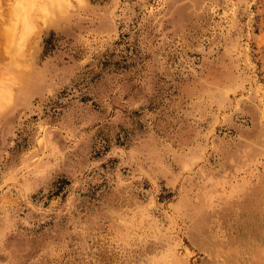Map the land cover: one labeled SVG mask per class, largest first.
Listing matches in <instances>:
<instances>
[{
    "label": "rangeland",
    "instance_id": "374dc122",
    "mask_svg": "<svg viewBox=\"0 0 264 264\" xmlns=\"http://www.w3.org/2000/svg\"><path fill=\"white\" fill-rule=\"evenodd\" d=\"M47 1L0 0V264H264V0Z\"/></svg>",
    "mask_w": 264,
    "mask_h": 264
},
{
    "label": "bare ground",
    "instance_id": "6f19581e",
    "mask_svg": "<svg viewBox=\"0 0 264 264\" xmlns=\"http://www.w3.org/2000/svg\"><path fill=\"white\" fill-rule=\"evenodd\" d=\"M46 7H47V11H48L47 14L50 16H52V15L54 16L55 15L54 13H60L62 11L63 6L61 5V0H48L46 2ZM27 10H28V12H30V14L29 15L27 14L26 17L23 19L24 25H25V30H23V32L21 33V37H20L21 43L24 42L25 39L27 38V36L32 32L30 19H28V17L31 15V12L34 9L33 8L31 9L29 6Z\"/></svg>",
    "mask_w": 264,
    "mask_h": 264
}]
</instances>
